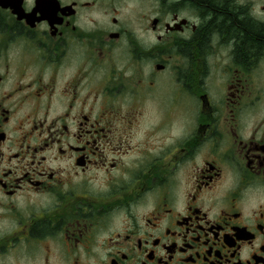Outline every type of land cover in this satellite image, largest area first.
Wrapping results in <instances>:
<instances>
[{
  "label": "flooded vegetation",
  "instance_id": "obj_1",
  "mask_svg": "<svg viewBox=\"0 0 264 264\" xmlns=\"http://www.w3.org/2000/svg\"><path fill=\"white\" fill-rule=\"evenodd\" d=\"M240 24L264 0H0V264H264Z\"/></svg>",
  "mask_w": 264,
  "mask_h": 264
},
{
  "label": "trees",
  "instance_id": "obj_2",
  "mask_svg": "<svg viewBox=\"0 0 264 264\" xmlns=\"http://www.w3.org/2000/svg\"><path fill=\"white\" fill-rule=\"evenodd\" d=\"M213 11L216 13H218V9L215 8V6H213ZM220 13L222 15H226V12L224 11H220ZM231 18V17H230ZM230 21L233 23V19L231 18ZM236 35H238V37H240V35H246L249 39H253V38H259L260 40L258 42L264 41V37H259V35L256 33V31L252 30V28L248 27V26H243L240 24L239 28L236 27ZM264 36V34H263Z\"/></svg>",
  "mask_w": 264,
  "mask_h": 264
}]
</instances>
